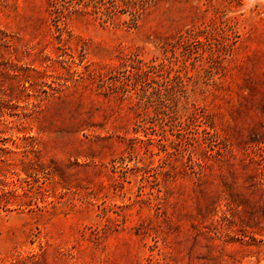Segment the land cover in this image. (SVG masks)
Masks as SVG:
<instances>
[{
	"label": "rangeland",
	"instance_id": "obj_1",
	"mask_svg": "<svg viewBox=\"0 0 264 264\" xmlns=\"http://www.w3.org/2000/svg\"><path fill=\"white\" fill-rule=\"evenodd\" d=\"M59 1L0 0V264H264V0Z\"/></svg>",
	"mask_w": 264,
	"mask_h": 264
},
{
	"label": "trees",
	"instance_id": "obj_2",
	"mask_svg": "<svg viewBox=\"0 0 264 264\" xmlns=\"http://www.w3.org/2000/svg\"><path fill=\"white\" fill-rule=\"evenodd\" d=\"M91 2L94 4V7L97 8V10H98V8L105 7L106 8L105 14H107V16H109V17H112L113 12L122 6L118 0H108V1L107 0H91V1L72 0V6H75L77 4L80 5L83 3L85 6H89ZM144 3L142 4V7L144 6ZM52 6H53V9H57L55 11V13H56L55 21L57 23V26L60 28V23H62L63 18H65L66 16H65L64 11L59 10V9H68V7H67V5H65V3H60L59 0H52ZM132 14L134 16L133 19H135L136 16L138 15V10L133 11Z\"/></svg>",
	"mask_w": 264,
	"mask_h": 264
}]
</instances>
